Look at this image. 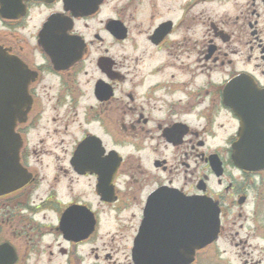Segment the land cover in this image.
<instances>
[{
  "label": "flooded vegetation",
  "instance_id": "af4514ba",
  "mask_svg": "<svg viewBox=\"0 0 264 264\" xmlns=\"http://www.w3.org/2000/svg\"><path fill=\"white\" fill-rule=\"evenodd\" d=\"M0 97L28 108L0 264H177L178 202L204 198L207 248L246 244L226 225L264 185L232 162L240 130L264 143V0H0Z\"/></svg>",
  "mask_w": 264,
  "mask_h": 264
},
{
  "label": "water",
  "instance_id": "95a60500",
  "mask_svg": "<svg viewBox=\"0 0 264 264\" xmlns=\"http://www.w3.org/2000/svg\"><path fill=\"white\" fill-rule=\"evenodd\" d=\"M236 84H249V81L237 79ZM248 92H252L247 88ZM258 103L254 100L248 105ZM27 107L17 106L11 107L5 104L0 97V189L2 181L7 180V184L11 181V175L19 173L18 150L19 145L15 134L13 133L14 120L21 119L24 116ZM235 112L238 116L239 107ZM257 113H255L256 115ZM257 119H247V128H253L256 131ZM250 138V134H246L240 130L238 141L234 145L232 154L233 164L240 170L247 172H257L264 170V152L257 153L259 150L264 151V143L258 142L257 136ZM252 136V135H251ZM246 147V149H245ZM18 182L21 183L19 176ZM242 203V200L240 201ZM182 205V215L178 219L183 220V230L177 234L178 243L177 250L179 253L177 264H191L197 251L204 249L217 240L220 232V209L216 202L209 198L199 199L195 202H178ZM144 232L141 231V238ZM181 252V257H180ZM137 254L143 258V248L140 244Z\"/></svg>",
  "mask_w": 264,
  "mask_h": 264
},
{
  "label": "rangeland",
  "instance_id": "374dc122",
  "mask_svg": "<svg viewBox=\"0 0 264 264\" xmlns=\"http://www.w3.org/2000/svg\"><path fill=\"white\" fill-rule=\"evenodd\" d=\"M250 178L248 177L246 182L253 185ZM256 181L257 183L253 181L256 186L248 193V201L242 207L234 208V223L226 225L238 230L239 236L246 244L241 243L236 247L233 238L223 236L214 248H206L201 252L203 264L212 249L220 255L218 264H243L251 258L253 261L261 258L264 264V232L256 230L264 228V185Z\"/></svg>",
  "mask_w": 264,
  "mask_h": 264
}]
</instances>
